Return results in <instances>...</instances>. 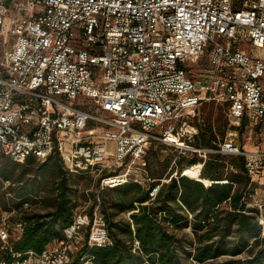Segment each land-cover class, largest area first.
<instances>
[{"label":"built area","instance_id":"built-area-1","mask_svg":"<svg viewBox=\"0 0 264 264\" xmlns=\"http://www.w3.org/2000/svg\"><path fill=\"white\" fill-rule=\"evenodd\" d=\"M204 101L224 105L234 125L264 127V0H0V163L55 152L68 169L95 172L100 187H148L154 146L196 154L199 175L209 153L240 154L257 182L246 204L264 232L255 197L264 133L252 147L232 135L197 145L187 111ZM12 226L19 234L24 221ZM84 240L111 242L99 197L39 252L13 249L10 224L0 222V264H64Z\"/></svg>","mask_w":264,"mask_h":264},{"label":"trees","instance_id":"trees-1","mask_svg":"<svg viewBox=\"0 0 264 264\" xmlns=\"http://www.w3.org/2000/svg\"><path fill=\"white\" fill-rule=\"evenodd\" d=\"M202 58L195 65L202 66L205 61ZM206 124L210 130L209 136L200 139L197 133L195 143L214 147L216 143L212 141L211 124ZM219 155L223 154L214 152L207 155L200 175L198 174L201 180L180 174L182 167H179L176 169L177 174L161 181L159 177L162 175H154L149 169L150 176L154 179L148 187L135 181L109 187L110 193L116 199L114 205L130 211L129 220L110 219L106 209L113 203H109L110 197L103 191H98L99 206L105 211L103 215L111 242L90 246L84 240L78 248L79 251L74 255L70 254L69 261L64 264H194L182 260L185 253H190L194 261L202 264H264V236L260 235L257 208L246 204L249 192L257 182L250 179L244 166L245 156L240 154H234L235 157L229 161L231 169L226 174L227 181H219L222 180L219 168L223 165L219 161ZM52 156L54 162L49 174L58 178L52 185V189L56 190L53 196L55 207L46 212L20 209L18 218L24 221V227L19 234L15 231L11 234L12 247L15 250L41 251L62 236L63 228L72 219V205L68 193L70 173L62 164L63 159L59 154L54 152L47 158ZM31 157L35 158L30 155L24 161ZM197 159L196 154H190L188 163L184 166L197 168L190 165ZM177 161L179 159L174 161L175 167ZM15 162L9 157L2 158L1 176L8 178L7 171L3 168ZM211 178L218 181L210 183ZM97 182L99 183V178ZM202 182L210 184L204 185ZM155 183H159V187L155 196L150 197L149 189ZM29 185L33 186L34 180ZM26 186L27 183L23 185L18 196L26 193ZM24 201L26 200L20 199L16 206L22 205ZM94 202L89 211L92 210ZM189 221L193 230L192 251H187L182 238L167 228V224L182 227ZM135 239L138 240L137 246L134 245ZM242 251L247 254L244 257L237 256Z\"/></svg>","mask_w":264,"mask_h":264},{"label":"rangeland","instance_id":"rangeland-1","mask_svg":"<svg viewBox=\"0 0 264 264\" xmlns=\"http://www.w3.org/2000/svg\"><path fill=\"white\" fill-rule=\"evenodd\" d=\"M199 70V65L194 64V66L191 67V71L193 73H196ZM187 113L190 119L196 124L197 133L200 139H206L209 136L210 130L208 129L209 127L206 123L211 124L213 143H218L225 137L232 135L235 141L245 145L246 147H250L253 142L259 140L260 135L264 133V127L255 126L247 119H241L238 125L232 124L226 114L225 106L215 101H204L196 107L189 108ZM213 156L214 155H212V157ZM189 157L190 154L175 157V153L172 149L163 146H154L150 149L148 154L149 169L151 172H154V175H162L163 178L168 180L172 174L178 173L176 171L177 168L183 167L186 163H188ZM218 157L219 161L223 163V165L219 168L220 177H222V180L219 179V181H227L226 174L231 169L229 161L235 156L234 154H223ZM176 159H179V161H177V166L175 167L174 161ZM53 162V156L46 159L31 157L27 161L10 163L3 168L7 171L8 178H4L0 174V222L5 221L10 224V233L12 235L15 230L12 226V222L20 216V209L25 208L33 212H46L54 209L55 200H53V196L56 193V190L52 189V185L53 181H56L58 178H53L49 174V170ZM62 164L66 167L64 162H62ZM187 168L189 167H185V169ZM68 172L70 173L69 181H71L70 188L68 190L72 205L71 216L80 211H89L94 199H97L98 197V191H103L106 196L110 197L109 203H113V205L109 204L106 209L110 219L113 221L129 220L128 214L130 211L127 209H119L117 204L114 205L116 201L115 196L110 193L109 187H100L97 182L98 177L95 172L89 168L73 170L68 169ZM184 175L196 179V177L187 174ZM203 179L206 180L205 178ZM32 180H34V185L30 186L29 183ZM215 180L216 179L211 178L210 183ZM216 181H218V179ZM25 183H27V186L25 187L26 193L18 196ZM203 184L209 185L205 183ZM255 197H257V199L264 200V188L257 189ZM20 199H25L27 203L25 204V202H22V205L16 206V202ZM99 210L101 213L105 214V211H103L100 206ZM167 228L176 236L182 238L187 251H192L193 244L191 241L193 240V230L190 221L187 225L182 227H174L172 224H167ZM119 235L125 238L124 235ZM260 235L264 236V232L261 227ZM54 242L55 240L52 241L50 245ZM126 242L128 243L129 241L126 240ZM80 245L81 243L72 244V255L79 251L78 248ZM246 254V251H242L237 256L244 257ZM182 260L187 263L191 262L194 264H202L201 262L194 261L191 258L190 253L183 254Z\"/></svg>","mask_w":264,"mask_h":264},{"label":"bare ground","instance_id":"bare-ground-1","mask_svg":"<svg viewBox=\"0 0 264 264\" xmlns=\"http://www.w3.org/2000/svg\"><path fill=\"white\" fill-rule=\"evenodd\" d=\"M184 173L192 175V176H198V170H197V168H194V167H189V168L185 169Z\"/></svg>","mask_w":264,"mask_h":264}]
</instances>
